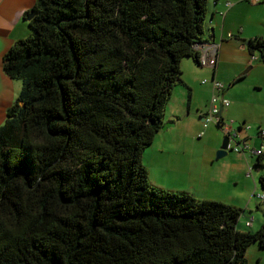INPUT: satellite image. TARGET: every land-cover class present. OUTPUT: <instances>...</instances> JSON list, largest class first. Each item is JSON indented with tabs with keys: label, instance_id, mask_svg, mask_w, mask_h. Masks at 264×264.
<instances>
[{
	"label": "trees",
	"instance_id": "trees-1",
	"mask_svg": "<svg viewBox=\"0 0 264 264\" xmlns=\"http://www.w3.org/2000/svg\"><path fill=\"white\" fill-rule=\"evenodd\" d=\"M210 1H35L2 57L21 89L0 125V264H245L264 247V223L240 231L241 209L154 187L142 164Z\"/></svg>",
	"mask_w": 264,
	"mask_h": 264
},
{
	"label": "crops",
	"instance_id": "crops-1",
	"mask_svg": "<svg viewBox=\"0 0 264 264\" xmlns=\"http://www.w3.org/2000/svg\"><path fill=\"white\" fill-rule=\"evenodd\" d=\"M35 1L0 0V125L5 119L7 108L18 97L21 89L20 81L12 80L3 73L2 57L16 40L29 35L27 20L22 19V14L30 11ZM255 39L264 41V0L209 2L203 43L216 48V65L214 68L207 67L204 71L192 58L182 59V84L173 87L162 117V125L166 123L168 126L164 130L159 129L152 140V145L155 141L157 150L152 148L151 153L155 158L165 153L164 163H154L153 175L150 167L144 164L148 181L154 187H162L156 181L158 177H162L171 181L169 187L166 182L163 186L169 191L185 192L199 200L219 201L242 209L237 226L240 231L249 232H255L264 223V195H261V200L257 198L256 182L250 174L251 168L245 151L228 156L224 153L222 157H228L227 160L216 162L222 158H216L215 153L220 148L218 133L209 124L206 127L202 125V115L206 111H200L201 103L194 96L193 78L201 75L205 77L202 82L207 84L206 97L214 93L213 80L223 86V90L218 93L228 101V105L222 108V120L228 118L232 122L242 121L241 127L246 120L253 122L242 106L237 101L230 102L229 98L235 97L233 86L238 79L250 76L259 69L263 71L258 80L264 78L261 52L248 46L249 40ZM257 85L260 86L259 83ZM235 131L238 132L235 142L247 145V140L239 139L244 129L237 128ZM206 133L214 137L213 141L205 146L202 153H194L190 142ZM238 136L240 137L237 138ZM249 144L254 149L259 145L255 141ZM231 185L235 186L233 192L229 188ZM252 196L258 203L252 200ZM245 259V264H264V247L261 248L256 243L250 245Z\"/></svg>",
	"mask_w": 264,
	"mask_h": 264
},
{
	"label": "rangeland",
	"instance_id": "rangeland-1",
	"mask_svg": "<svg viewBox=\"0 0 264 264\" xmlns=\"http://www.w3.org/2000/svg\"><path fill=\"white\" fill-rule=\"evenodd\" d=\"M201 68L204 71L207 70V67H201ZM262 71H263L262 69L256 70L255 72L253 71V73H251L250 76L247 75L245 77L238 79L236 81V85L233 86L235 97L229 98L230 102L233 100L237 101V103H239L242 106L244 111L248 115H250V118H251V120H253V122L246 120L241 127L240 125L242 124V121L235 120L234 122H232L228 118H225V119L223 118L224 124L227 125L229 127V129H231L232 131H235L237 128H243L245 126L251 127V129H249V130L248 129L244 130V132L241 133V137L238 136L237 138L240 137L239 139H241L242 141L247 140V142H248L247 143L248 148L245 149L244 151L246 152L245 155L248 157L247 158L248 163L250 164V168H251L250 174L255 179V182H256V188L258 190L257 195H264V192L259 188V185L257 183V178L261 174L263 167H260V166L257 167L254 165L255 161H256V156L254 154L250 153V149H252V146L249 143H252V141L259 143V139L256 137L257 130L259 128L264 130V78L262 80H258L260 78V73ZM193 79H194V82H193L194 96L198 97V99L201 103L200 111L202 110L204 113L207 110V105L210 101L211 95H209L207 97L205 96V89H206L207 84H204L202 82L205 79L204 76L201 75V76H198L197 78L194 77ZM257 83H259L260 86L257 85ZM176 85H175V87H176ZM224 85L227 87L226 83ZM208 126L210 128H212L213 131L218 133V139L217 140H219V143H220L222 140V137H223L222 131H220L219 128H216V125L214 123H209ZM213 138L214 137L213 136L211 137L208 133L203 134V136L201 138H194L193 141L190 142L191 146L194 149V153L195 152L200 153L205 148V146H207L208 144H210L213 141ZM152 148L157 150L155 141L153 142V145L151 143L149 146H147L145 148V151H143V152H145L144 155L142 154L143 165L145 164L148 167H150L151 175H153L154 163L158 162V161H160L161 163H164V158H165V153H163L161 155V157L155 158L153 156V154L151 153ZM226 153H227L226 156H228V154H236L233 151H231V152L226 151ZM226 156L218 159L216 162H221L223 160H227L228 157H226ZM234 162H235V160H234ZM262 163L264 164V158L262 159ZM156 181L159 183V185L162 186L161 189H164V190H167L166 187H163L164 182H166L168 187L170 186V182H171L169 180L163 179L162 177H158ZM172 183L174 184L175 182L172 180ZM158 188H160V187H158ZM229 188H230L231 192H233V190H235V186H233V185H231V187H229ZM168 191H169V189H168ZM209 196L211 198L213 197L212 194H209ZM252 200L254 201L257 199L252 196ZM254 202L258 203V201H254ZM261 202H263V201H261ZM253 211H255V208L253 209Z\"/></svg>",
	"mask_w": 264,
	"mask_h": 264
},
{
	"label": "built area",
	"instance_id": "built-area-1",
	"mask_svg": "<svg viewBox=\"0 0 264 264\" xmlns=\"http://www.w3.org/2000/svg\"><path fill=\"white\" fill-rule=\"evenodd\" d=\"M226 7H229V4H226ZM196 49L199 52L197 63L201 67H210L214 68L216 65V48L213 46H208L206 43L199 45L196 44ZM212 90L213 94L211 95L210 101L208 103V108L206 112L202 115V125L206 127L209 123H214L219 127L224 135H228L229 127L224 124L223 120L218 117V105H221L222 108L228 105V101L219 96L220 91L223 90V86L216 81H212ZM244 130L249 129V126L243 127ZM227 143L225 145V151L243 153L245 149L248 148L245 144H238L235 142L236 135H233L232 132L229 133ZM256 137L260 140L257 148L250 149V153L255 156L264 155V130L258 129ZM258 199H263V196L258 195ZM248 224V223H247Z\"/></svg>",
	"mask_w": 264,
	"mask_h": 264
},
{
	"label": "water",
	"instance_id": "water-1",
	"mask_svg": "<svg viewBox=\"0 0 264 264\" xmlns=\"http://www.w3.org/2000/svg\"><path fill=\"white\" fill-rule=\"evenodd\" d=\"M33 16V11H31L30 10V12H29V16L26 18V20H30L31 19V17ZM201 44H203V42H200L199 43V45H201ZM221 111H222V106L221 105H218V117H220L221 118ZM222 119V118H221ZM168 126V124H163L162 126H161V130H164L166 127ZM219 128V127H218ZM219 130L220 131H222L220 128H219ZM232 132V130L231 129H229V132H228V135H224L223 134V137H222V140H221V142H220V148H219V150L216 152V158H219V157H222L223 155H224V153H226V151H225V145H226V143H227V140H228V136L230 135L229 133H231ZM223 133V132H222ZM238 132L237 131H233L232 132V134L233 135H236Z\"/></svg>",
	"mask_w": 264,
	"mask_h": 264
}]
</instances>
